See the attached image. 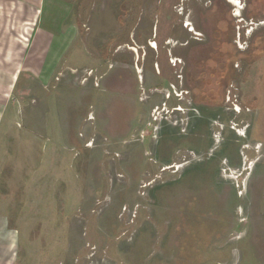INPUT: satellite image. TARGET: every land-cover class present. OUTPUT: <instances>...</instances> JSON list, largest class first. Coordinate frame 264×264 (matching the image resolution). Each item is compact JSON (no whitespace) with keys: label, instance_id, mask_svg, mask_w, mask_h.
<instances>
[{"label":"rangeland","instance_id":"374dc122","mask_svg":"<svg viewBox=\"0 0 264 264\" xmlns=\"http://www.w3.org/2000/svg\"><path fill=\"white\" fill-rule=\"evenodd\" d=\"M69 1L17 264H264V0Z\"/></svg>","mask_w":264,"mask_h":264},{"label":"crops","instance_id":"0c3cea01","mask_svg":"<svg viewBox=\"0 0 264 264\" xmlns=\"http://www.w3.org/2000/svg\"><path fill=\"white\" fill-rule=\"evenodd\" d=\"M54 22L49 0H0V264H17L24 192L39 189L49 170L39 152V135L25 134L22 109L13 102L25 80L50 78L76 32L71 1ZM46 14L43 17V13ZM66 26V27H65ZM19 92V91H18Z\"/></svg>","mask_w":264,"mask_h":264},{"label":"bare ground","instance_id":"6f19581e","mask_svg":"<svg viewBox=\"0 0 264 264\" xmlns=\"http://www.w3.org/2000/svg\"><path fill=\"white\" fill-rule=\"evenodd\" d=\"M153 46L155 45V43L152 44Z\"/></svg>","mask_w":264,"mask_h":264}]
</instances>
